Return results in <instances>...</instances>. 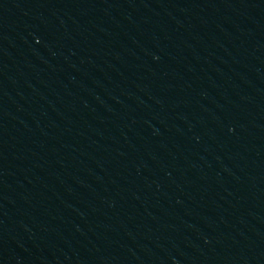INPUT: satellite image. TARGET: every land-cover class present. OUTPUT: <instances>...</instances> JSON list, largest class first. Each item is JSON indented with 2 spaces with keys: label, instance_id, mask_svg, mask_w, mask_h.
I'll return each mask as SVG.
<instances>
[{
  "label": "water",
  "instance_id": "95a60500",
  "mask_svg": "<svg viewBox=\"0 0 264 264\" xmlns=\"http://www.w3.org/2000/svg\"><path fill=\"white\" fill-rule=\"evenodd\" d=\"M0 264H264V0H0Z\"/></svg>",
  "mask_w": 264,
  "mask_h": 264
}]
</instances>
